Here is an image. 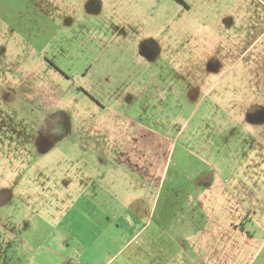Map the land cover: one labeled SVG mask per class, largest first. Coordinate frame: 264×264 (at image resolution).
<instances>
[{
  "label": "rangeland",
  "instance_id": "374dc122",
  "mask_svg": "<svg viewBox=\"0 0 264 264\" xmlns=\"http://www.w3.org/2000/svg\"><path fill=\"white\" fill-rule=\"evenodd\" d=\"M133 1L138 25L120 27ZM64 8L0 0L6 173L119 174L135 133L156 134L263 211L264 0H73L71 17ZM131 33L135 45L111 41ZM253 217L251 230L263 226Z\"/></svg>",
  "mask_w": 264,
  "mask_h": 264
},
{
  "label": "crops",
  "instance_id": "0c3cea01",
  "mask_svg": "<svg viewBox=\"0 0 264 264\" xmlns=\"http://www.w3.org/2000/svg\"><path fill=\"white\" fill-rule=\"evenodd\" d=\"M59 3L71 17L73 0H53ZM133 4L130 16L115 17L120 27L138 25ZM133 35L111 41L122 50ZM134 136L119 174L15 180L1 159L0 264H264V223L248 226L264 210L245 206L226 183L230 176L204 173L184 145Z\"/></svg>",
  "mask_w": 264,
  "mask_h": 264
},
{
  "label": "trees",
  "instance_id": "16d2710c",
  "mask_svg": "<svg viewBox=\"0 0 264 264\" xmlns=\"http://www.w3.org/2000/svg\"><path fill=\"white\" fill-rule=\"evenodd\" d=\"M242 226H243V223H240V224H239V227H241V228H242Z\"/></svg>",
  "mask_w": 264,
  "mask_h": 264
}]
</instances>
